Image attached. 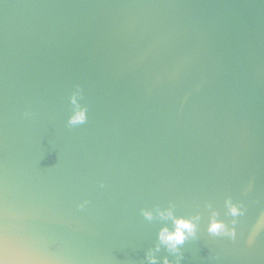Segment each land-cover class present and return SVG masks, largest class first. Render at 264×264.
I'll return each instance as SVG.
<instances>
[{
  "label": "water",
  "instance_id": "95a60500",
  "mask_svg": "<svg viewBox=\"0 0 264 264\" xmlns=\"http://www.w3.org/2000/svg\"><path fill=\"white\" fill-rule=\"evenodd\" d=\"M166 262L264 264V0H0V264Z\"/></svg>",
  "mask_w": 264,
  "mask_h": 264
},
{
  "label": "clouds",
  "instance_id": "9594fccd",
  "mask_svg": "<svg viewBox=\"0 0 264 264\" xmlns=\"http://www.w3.org/2000/svg\"><path fill=\"white\" fill-rule=\"evenodd\" d=\"M84 118V113L78 112L73 116V121H82ZM193 225L191 221L180 218L176 221V230L174 232H168L167 230H164L161 233V240L169 243L172 247H175L177 244L182 243L185 238V232L184 230L187 229L189 233L193 230ZM223 227L222 223L219 221H213V223L210 225V230L213 232H216L220 230ZM167 264V262H166Z\"/></svg>",
  "mask_w": 264,
  "mask_h": 264
}]
</instances>
